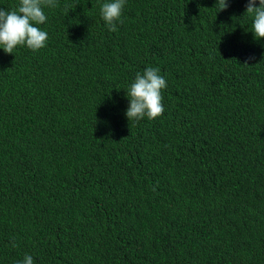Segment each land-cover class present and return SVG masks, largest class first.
Listing matches in <instances>:
<instances>
[{
  "label": "trees",
  "instance_id": "obj_1",
  "mask_svg": "<svg viewBox=\"0 0 264 264\" xmlns=\"http://www.w3.org/2000/svg\"><path fill=\"white\" fill-rule=\"evenodd\" d=\"M105 2L57 0L46 47L0 48V264H264V39L247 0H126L116 32ZM147 67L164 113L129 121Z\"/></svg>",
  "mask_w": 264,
  "mask_h": 264
},
{
  "label": "clouds",
  "instance_id": "obj_2",
  "mask_svg": "<svg viewBox=\"0 0 264 264\" xmlns=\"http://www.w3.org/2000/svg\"><path fill=\"white\" fill-rule=\"evenodd\" d=\"M126 0H107L101 7V16L110 32L118 30L123 23L122 13ZM220 11L229 7L228 0H217ZM57 0H19L17 10L0 8V48L7 54H14L17 47L38 51L47 46L48 33L39 25L47 21L45 7H56ZM253 18L252 33L259 41L264 39V0H247L246 13ZM167 87L159 69L147 67L138 73L134 82L127 89L130 104L126 110L129 121H139L147 117L155 120L164 113L162 90ZM15 247V243L12 245ZM20 264H33V257L26 255Z\"/></svg>",
  "mask_w": 264,
  "mask_h": 264
}]
</instances>
